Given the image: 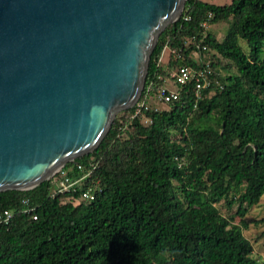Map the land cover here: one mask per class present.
Returning <instances> with one entry per match:
<instances>
[{
	"label": "trees",
	"instance_id": "obj_1",
	"mask_svg": "<svg viewBox=\"0 0 264 264\" xmlns=\"http://www.w3.org/2000/svg\"><path fill=\"white\" fill-rule=\"evenodd\" d=\"M222 22L218 41L204 26ZM196 45L235 72L198 100L188 86L167 109H145L164 82L163 50L182 55L170 63L201 68L189 58ZM74 163L96 165L85 180L97 188L90 202L79 191L56 193L51 181L0 192V212L13 213L0 224V264H264L217 208L237 203L242 216L264 195V0H186L158 37L137 105L91 153L63 166L73 168L69 177Z\"/></svg>",
	"mask_w": 264,
	"mask_h": 264
},
{
	"label": "water",
	"instance_id": "obj_2",
	"mask_svg": "<svg viewBox=\"0 0 264 264\" xmlns=\"http://www.w3.org/2000/svg\"><path fill=\"white\" fill-rule=\"evenodd\" d=\"M186 0H0V192L31 190L135 105Z\"/></svg>",
	"mask_w": 264,
	"mask_h": 264
},
{
	"label": "rangeland",
	"instance_id": "obj_3",
	"mask_svg": "<svg viewBox=\"0 0 264 264\" xmlns=\"http://www.w3.org/2000/svg\"><path fill=\"white\" fill-rule=\"evenodd\" d=\"M202 1L210 3V4L218 5V6H223V5L229 4L232 0H202ZM228 26H229L228 23L222 22V23H216L214 25H205L204 27H205L206 32L213 34L214 37L218 41H221L224 38L225 34L227 33ZM184 45L188 46L189 41L185 40ZM243 45L245 46V44H243ZM164 55H165V57H168L169 52L164 51V53H162L163 64H165ZM170 57H171V55H170ZM199 57H200L201 62L209 63V64L212 63L214 65L213 67H211L212 76H215V78L213 77L214 85H217V84L219 85V83H220V81L218 79L219 77L223 78L224 76H227L228 74H232L235 72L234 67L229 63V61L223 59L220 55L214 53L213 51L203 50L201 53H199ZM189 58L196 62V55H195L194 51L189 53ZM175 66H176V63L171 62L167 68H163V69H165L164 71H166V72L164 75V82H162L163 84L161 85V87L164 85H167V83L168 84L170 83L166 79H170L171 72H173L176 68ZM165 80H166V82H165ZM220 87H222V86H220ZM169 88L174 89L173 86L169 87ZM136 105H137V103L135 105H133L132 107H134ZM138 107H139V105H138ZM144 108L148 109V110L149 109H151V110H165V109H167V104L164 102H161L159 100V98L157 97V91H156L154 96L151 99H149L148 102L145 103ZM121 112L122 111L118 112L115 115V118ZM141 122L144 125L148 123V121L144 117H141ZM61 168L56 170V172L54 174H56L57 171H59ZM217 208H218L219 212L221 213V215H223L225 218L232 221V223L237 224L242 228L243 235L252 244L254 259L258 263L264 262V195L256 205L250 207L246 213L242 214V216H236V211L238 208L237 203L234 204L232 207H228L224 201H221L217 204Z\"/></svg>",
	"mask_w": 264,
	"mask_h": 264
},
{
	"label": "built area",
	"instance_id": "obj_4",
	"mask_svg": "<svg viewBox=\"0 0 264 264\" xmlns=\"http://www.w3.org/2000/svg\"><path fill=\"white\" fill-rule=\"evenodd\" d=\"M196 49L197 50L194 51L196 55V64L198 65L200 63L202 67L194 68L192 66H181L176 64L175 70L171 72L170 79H168L174 89L162 86L157 90V97L161 102L169 103L177 101L180 97V93L188 86H191L195 99L198 100L201 98L203 90L210 89L212 85H214L209 63L201 62L199 57V50H206V47L196 45ZM170 54L171 56L173 55L175 59H182V55L175 50L170 51ZM74 166L77 171V174L74 175V177L68 176V172L72 171L73 168L64 170L63 167L52 176L49 181L53 184L54 190L58 194L79 191V200L81 199L87 202L94 200L97 188L93 185L85 186V180L91 176L93 170L96 168V165L89 163L88 167H84L79 163H74ZM27 212L29 211L27 210ZM12 216L13 213L11 211L5 210L0 212V224L7 227L10 224Z\"/></svg>",
	"mask_w": 264,
	"mask_h": 264
},
{
	"label": "crops",
	"instance_id": "obj_5",
	"mask_svg": "<svg viewBox=\"0 0 264 264\" xmlns=\"http://www.w3.org/2000/svg\"><path fill=\"white\" fill-rule=\"evenodd\" d=\"M164 51H168L169 52V55H168V57H165V55H164V57H165V64H163V56L161 55V58H160V65H161V67L162 68H167L169 65H170V50L169 49H167V48H165L164 50H163V53H164ZM167 81H168V79H166ZM166 80H165V82H166ZM165 87H172V85L169 83H167V85H164Z\"/></svg>",
	"mask_w": 264,
	"mask_h": 264
}]
</instances>
